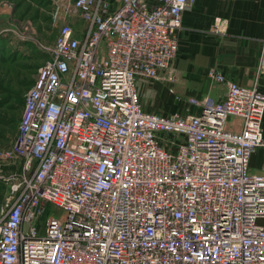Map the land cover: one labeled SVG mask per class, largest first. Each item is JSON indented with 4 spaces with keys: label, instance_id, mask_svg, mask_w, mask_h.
Masks as SVG:
<instances>
[{
    "label": "built area",
    "instance_id": "built-area-1",
    "mask_svg": "<svg viewBox=\"0 0 264 264\" xmlns=\"http://www.w3.org/2000/svg\"><path fill=\"white\" fill-rule=\"evenodd\" d=\"M194 1L49 0L17 125L31 175L0 207V264H264V92L211 69L223 100L141 102L140 80L174 82Z\"/></svg>",
    "mask_w": 264,
    "mask_h": 264
},
{
    "label": "crops",
    "instance_id": "crops-1",
    "mask_svg": "<svg viewBox=\"0 0 264 264\" xmlns=\"http://www.w3.org/2000/svg\"><path fill=\"white\" fill-rule=\"evenodd\" d=\"M262 37L264 0H195L182 13L178 52L172 62L177 80L156 82L165 88L175 84L181 100L209 96L220 101L225 97L226 86L209 78L208 71L212 69L226 80L264 92V71L259 67ZM143 104L147 105L146 101ZM259 151L264 155V151ZM259 168L260 165L253 169Z\"/></svg>",
    "mask_w": 264,
    "mask_h": 264
},
{
    "label": "rangeland",
    "instance_id": "rangeland-1",
    "mask_svg": "<svg viewBox=\"0 0 264 264\" xmlns=\"http://www.w3.org/2000/svg\"><path fill=\"white\" fill-rule=\"evenodd\" d=\"M45 1L0 0V40L5 45L7 57H0V207L9 196L11 187L31 175L23 170L27 155L18 154L15 147L21 116L20 102L43 59L42 46L49 45L54 34L50 26L49 6ZM12 53L14 56L8 57ZM173 73L175 82L174 70ZM139 86L142 104L143 100L146 101L147 105H143L149 111L177 112L181 115L195 112V106L190 102L194 96L181 100L175 84L165 88L156 81H142ZM4 99L7 102L3 104L1 100ZM258 151L251 157L252 169L261 164L262 154ZM45 212L47 216L56 214L51 205L46 207Z\"/></svg>",
    "mask_w": 264,
    "mask_h": 264
},
{
    "label": "trees",
    "instance_id": "trees-1",
    "mask_svg": "<svg viewBox=\"0 0 264 264\" xmlns=\"http://www.w3.org/2000/svg\"><path fill=\"white\" fill-rule=\"evenodd\" d=\"M46 2V1H45ZM49 2V1H48ZM0 44H2V47H0V57L1 58H7L6 56H5V53H6V50H5V45H4V43L0 40ZM1 46V45H0ZM12 56H14V54L12 53L11 55H9L8 57H12ZM32 84V83H31ZM5 102H7V99H4V101H2L1 100V103H5ZM21 103V105H20V107H21V110H22V104H23V101H21L20 102Z\"/></svg>",
    "mask_w": 264,
    "mask_h": 264
}]
</instances>
